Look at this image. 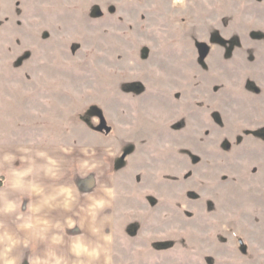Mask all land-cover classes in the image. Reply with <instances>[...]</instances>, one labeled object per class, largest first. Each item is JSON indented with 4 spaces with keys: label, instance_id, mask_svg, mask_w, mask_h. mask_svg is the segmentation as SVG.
Segmentation results:
<instances>
[{
    "label": "rangeland",
    "instance_id": "rangeland-1",
    "mask_svg": "<svg viewBox=\"0 0 264 264\" xmlns=\"http://www.w3.org/2000/svg\"><path fill=\"white\" fill-rule=\"evenodd\" d=\"M92 131L117 264H264V0H0V141Z\"/></svg>",
    "mask_w": 264,
    "mask_h": 264
},
{
    "label": "clouds",
    "instance_id": "clouds-1",
    "mask_svg": "<svg viewBox=\"0 0 264 264\" xmlns=\"http://www.w3.org/2000/svg\"><path fill=\"white\" fill-rule=\"evenodd\" d=\"M35 144L38 142L30 141L28 147L20 148L22 156L12 153L0 156V176L4 177L0 187V264H23L24 259L28 264H117L113 260V255H118L112 247L113 236L105 235L102 227L95 226L98 212L109 206L103 199H94L88 209L92 220L90 231L98 242H87L78 236L70 238L67 254L60 251L65 247L64 226L53 223L47 216L58 209L71 211L77 197L69 187L46 191L41 178L56 181L61 169L59 162L44 152H36L33 158L31 145ZM18 159L19 167L15 164ZM103 191L110 200L116 199L115 189ZM25 198L29 200L26 212L21 211ZM66 223L74 226L70 219ZM39 244L46 246L43 255L36 254ZM25 250L31 254L26 256Z\"/></svg>",
    "mask_w": 264,
    "mask_h": 264
},
{
    "label": "crops",
    "instance_id": "crops-1",
    "mask_svg": "<svg viewBox=\"0 0 264 264\" xmlns=\"http://www.w3.org/2000/svg\"><path fill=\"white\" fill-rule=\"evenodd\" d=\"M91 137L82 141L57 143H41L31 145L32 155L35 158L36 152H44L49 157L59 162L61 169L60 179L51 181L41 178L47 192H53L55 189L63 186L74 189L77 202L71 211L65 212L62 209L52 211L47 219L53 223H60L64 226L65 247L60 251L68 253V243L70 238L83 236L87 242L97 243V237L93 236L90 228L92 226L91 217L88 215V209L94 199H103L108 202L107 207L100 210L96 216L95 226L102 227L105 235L113 236L114 228V200H110L105 195L103 189H115L116 178V156L119 153L116 146L103 143L104 134L102 132L92 131ZM103 141V142H102ZM30 141L24 142H5L0 141V156L6 153H12L17 157L24 155L19 151L22 147H28ZM43 163V161H37ZM20 166V160L15 162ZM85 165H87L85 167ZM4 177L0 176V187H2ZM29 200L23 199L21 211L27 210ZM73 221L74 226L69 227L67 220ZM14 227V225H13ZM102 243V241H99ZM114 249V236L113 245ZM47 251L44 244H39L36 248L37 255H43ZM25 250V255H30ZM23 264H28L27 259Z\"/></svg>",
    "mask_w": 264,
    "mask_h": 264
},
{
    "label": "water",
    "instance_id": "water-1",
    "mask_svg": "<svg viewBox=\"0 0 264 264\" xmlns=\"http://www.w3.org/2000/svg\"><path fill=\"white\" fill-rule=\"evenodd\" d=\"M103 129H104L106 132H110V131H111V128L108 127V126H106V125L103 126Z\"/></svg>",
    "mask_w": 264,
    "mask_h": 264
}]
</instances>
